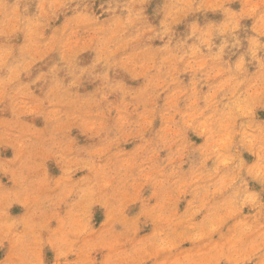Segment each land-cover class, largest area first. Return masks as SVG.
I'll return each mask as SVG.
<instances>
[{"label":"rangeland","instance_id":"1","mask_svg":"<svg viewBox=\"0 0 264 264\" xmlns=\"http://www.w3.org/2000/svg\"><path fill=\"white\" fill-rule=\"evenodd\" d=\"M0 264H264V0H0Z\"/></svg>","mask_w":264,"mask_h":264}]
</instances>
